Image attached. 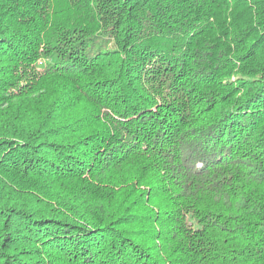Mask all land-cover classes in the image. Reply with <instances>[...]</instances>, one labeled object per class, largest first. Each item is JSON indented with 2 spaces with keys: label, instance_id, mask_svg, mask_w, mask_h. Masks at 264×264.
Returning a JSON list of instances; mask_svg holds the SVG:
<instances>
[{
  "label": "trees",
  "instance_id": "obj_1",
  "mask_svg": "<svg viewBox=\"0 0 264 264\" xmlns=\"http://www.w3.org/2000/svg\"><path fill=\"white\" fill-rule=\"evenodd\" d=\"M0 264H264V0H0Z\"/></svg>",
  "mask_w": 264,
  "mask_h": 264
},
{
  "label": "built area",
  "instance_id": "obj_2",
  "mask_svg": "<svg viewBox=\"0 0 264 264\" xmlns=\"http://www.w3.org/2000/svg\"><path fill=\"white\" fill-rule=\"evenodd\" d=\"M39 63L42 64V61H40Z\"/></svg>",
  "mask_w": 264,
  "mask_h": 264
}]
</instances>
